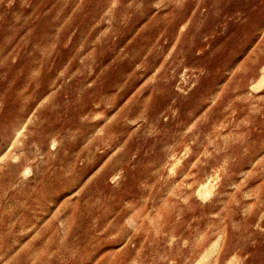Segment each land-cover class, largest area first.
<instances>
[{"label":"rangeland","instance_id":"rangeland-1","mask_svg":"<svg viewBox=\"0 0 264 264\" xmlns=\"http://www.w3.org/2000/svg\"><path fill=\"white\" fill-rule=\"evenodd\" d=\"M0 264H264V0H0Z\"/></svg>","mask_w":264,"mask_h":264}]
</instances>
